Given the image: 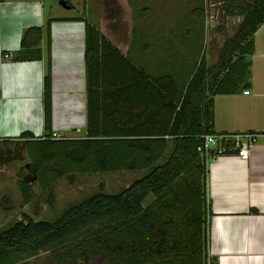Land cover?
Returning a JSON list of instances; mask_svg holds the SVG:
<instances>
[{
    "label": "trees",
    "instance_id": "obj_1",
    "mask_svg": "<svg viewBox=\"0 0 264 264\" xmlns=\"http://www.w3.org/2000/svg\"><path fill=\"white\" fill-rule=\"evenodd\" d=\"M226 12L243 17L236 37L215 65L203 54L184 86L172 72L151 74L87 23V137L58 139L49 133L38 139L23 132L0 140V264L52 248L58 261L75 258L72 249L59 250L73 237L79 242L70 245L84 242L83 252L96 246L113 264L215 262L209 249L205 136L217 132L215 96L249 85L264 0H226ZM54 19L28 29L17 56L28 57L46 33L48 129ZM20 162L16 176H7ZM84 178L100 179L96 188L88 186L82 197L53 211L56 185L85 184ZM39 205H48L53 214L44 216Z\"/></svg>",
    "mask_w": 264,
    "mask_h": 264
},
{
    "label": "crops",
    "instance_id": "obj_2",
    "mask_svg": "<svg viewBox=\"0 0 264 264\" xmlns=\"http://www.w3.org/2000/svg\"><path fill=\"white\" fill-rule=\"evenodd\" d=\"M47 1L0 0V140L17 138L23 132H32L38 139L55 131L63 134L62 138L87 137L88 22L128 55L129 49L126 51L115 41L107 23L100 25L81 12L69 13L76 8L74 3H69L70 7L61 3L57 11H49ZM52 18H55L50 24L53 95L48 129L44 105L46 33L28 57L17 56L25 32L44 26ZM254 37L249 85L238 93L215 96V131L259 134L249 159L232 152L208 166L209 249L217 264H264V23ZM146 42L142 47L145 59H141L140 65L151 74H161L162 67L149 61L157 47H149Z\"/></svg>",
    "mask_w": 264,
    "mask_h": 264
},
{
    "label": "rangeland",
    "instance_id": "obj_3",
    "mask_svg": "<svg viewBox=\"0 0 264 264\" xmlns=\"http://www.w3.org/2000/svg\"><path fill=\"white\" fill-rule=\"evenodd\" d=\"M66 1L74 3L77 8L67 10L69 13L81 12L100 25L107 23L110 35L126 51L129 49L128 55L137 63L145 59L142 47L146 41L149 47H157L153 53L155 56L151 54L153 57L149 61L161 66V73L172 72L176 78H180L181 86H184L203 54L210 65L218 62L221 50L236 37L243 21L242 16H232L226 12V0ZM60 4L61 0H48L46 7L54 12L57 7L61 8ZM20 164L21 162L12 166L13 169L7 176L15 177L16 168ZM84 179V185L71 184L65 180L56 185L53 211L61 210L66 204L82 197L88 186L96 188L100 178ZM108 189L117 188L106 186V190ZM39 207H42L41 214L44 216L53 214L48 205ZM70 239L72 240L59 250L72 249L75 258L58 261L56 248H52L16 264H113L96 246L90 245L83 252L84 242L73 246L70 244L74 241L78 243L79 240L76 241L75 237Z\"/></svg>",
    "mask_w": 264,
    "mask_h": 264
},
{
    "label": "built area",
    "instance_id": "obj_4",
    "mask_svg": "<svg viewBox=\"0 0 264 264\" xmlns=\"http://www.w3.org/2000/svg\"><path fill=\"white\" fill-rule=\"evenodd\" d=\"M249 92V91H247ZM63 134L52 132L53 138H62ZM45 138L46 136H42ZM205 149L208 158V164L218 157L235 152L243 159H249L251 148L259 139L256 132L233 133V132H216L205 136ZM217 264V262H210Z\"/></svg>",
    "mask_w": 264,
    "mask_h": 264
},
{
    "label": "water",
    "instance_id": "obj_5",
    "mask_svg": "<svg viewBox=\"0 0 264 264\" xmlns=\"http://www.w3.org/2000/svg\"><path fill=\"white\" fill-rule=\"evenodd\" d=\"M61 3L64 5V6H68L70 7V5L68 4V2L66 0H62Z\"/></svg>",
    "mask_w": 264,
    "mask_h": 264
}]
</instances>
